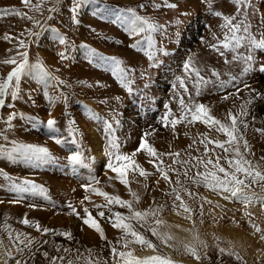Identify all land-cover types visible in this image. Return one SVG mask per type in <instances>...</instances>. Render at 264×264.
<instances>
[{
  "label": "rangeland",
  "instance_id": "obj_1",
  "mask_svg": "<svg viewBox=\"0 0 264 264\" xmlns=\"http://www.w3.org/2000/svg\"><path fill=\"white\" fill-rule=\"evenodd\" d=\"M85 1L0 0V10L21 14L0 17V83L7 84L0 94V264H126L120 253L172 264H264V181L236 173L248 185L245 203L204 178L216 172L230 179L213 167L217 159L229 173L228 160L240 159L253 176L264 174V134L257 131L264 129V47L257 46L264 0L237 6L225 36L213 29L224 0ZM10 59L16 63H4ZM199 104L229 127L228 113L237 116L234 145L217 126L191 121L189 109ZM172 120L180 121L175 128ZM142 141L155 156L138 150ZM117 155L139 166L128 169L127 186L108 167L125 163ZM208 160L213 164L201 163ZM12 185L29 190L10 191ZM117 214L154 250L114 227ZM89 215L104 238L83 222Z\"/></svg>",
  "mask_w": 264,
  "mask_h": 264
},
{
  "label": "snow or ice",
  "instance_id": "obj_2",
  "mask_svg": "<svg viewBox=\"0 0 264 264\" xmlns=\"http://www.w3.org/2000/svg\"><path fill=\"white\" fill-rule=\"evenodd\" d=\"M22 2L27 5L29 0H22ZM232 2L234 4H236L238 7L241 6L244 3V0H232ZM169 7L171 8H175L176 5L175 4H171L169 5ZM9 14H14V15H21L18 12H9L7 9H3L0 10V17L4 16V15H9ZM216 16H221V13L216 12L214 13ZM225 23L224 25H222V27L224 26H231L232 25V21L233 19H235V17H223ZM150 27H155V26H151ZM239 30V26H232V31L233 33H235L236 31ZM245 31H247V29H245ZM233 39H236L235 36H233ZM63 39H61V43H63ZM258 47H264V40L260 41L259 45H257ZM224 47H228L227 44H224ZM25 57L27 56V54H24ZM4 63L7 64H15L16 61L14 59H10V60H5ZM27 63V60L25 59V64ZM24 65H21L20 67L16 68L14 71H12L9 76H8V80L10 81L13 77H17L19 72L22 70ZM185 67L187 68L188 65H185ZM262 71H264V69H261ZM215 74V73H214ZM7 87L6 83H0V94L3 93L4 89ZM199 94V93H197ZM223 99L227 100L228 97L225 96ZM251 101H249L250 103ZM3 100H0V106L3 105ZM181 105H184L183 100L180 101ZM189 112L191 113V121L195 122V121H200L204 124L207 125H211V126H217L218 131L222 132L226 137H227V143L230 145H234L236 143L237 137L235 135V133L237 132V116L232 114L231 112L228 113V118L231 120V126H227L224 123H222L219 119H216L215 117H213L210 114V109L206 108L203 104H199V105H195L194 109L190 108ZM246 113H240V115H245ZM180 121L178 120H172L171 124L173 126V128H175L176 124L179 123ZM55 121L54 120H49L47 122L48 126L51 128L55 125ZM165 126H167V124H165ZM244 127H247V125L245 124ZM257 131L261 132V134H264V129H257ZM203 142V141H202ZM209 143H216V146L219 148L224 149L225 152H228V148H225L224 143H220V142H216V141H209ZM245 147H247V141H245ZM147 150L148 154L150 156H155L156 155V151L153 147H151L150 145L146 144L145 142H141L139 149L138 150ZM27 152H32V153H40V154H44V155H48V150L45 148H33L32 146H28L26 149ZM235 153L237 156H240V152L239 149H235ZM133 156L135 155V153L132 154ZM178 155V154H177ZM72 160H79V156H72L71 157ZM115 159L118 162H125L122 166L121 164H117V165H113V164H108V167L114 171L117 174V179H119L120 183L125 184L127 186L128 181L126 179V175H127V171L129 168H138L139 166L135 164V161L131 159L130 156L127 155H117L115 157ZM201 163H205L207 164H213L212 160H208V161H201ZM228 163L230 165L234 166V172L229 173L228 171L225 170V168L220 167L219 166V160L217 159V161L215 162V164H213V167L217 168L218 171L220 173L224 174V177H229L230 179H226V180H222L220 179L216 172H209L208 174L205 175V180H208L209 177H211V181L215 182L214 185H210V186H219L220 188L223 189V191L225 193H230L232 197H237L239 199H242L243 202L248 203L250 198L246 195H243L242 193V187L246 188L248 187V185L245 184L244 180L239 179L236 175V173H243L246 177H253L252 182L255 183L257 180L259 181H264V174H262L259 171H256L254 173L253 176V172L250 170V162L247 160H243L241 161L240 159H237L235 161L229 159ZM249 165L248 168L244 167V165ZM140 175L142 176H146L147 173L143 170L140 169ZM164 179H168L167 174H164ZM24 185H29L30 182L25 180L23 181ZM30 187L33 191L35 190H39L40 193H44V189L42 187H39L38 185L31 183ZM10 191H15V192H27L29 189L27 187H18L16 185H12V187L9 189ZM95 191V189H94ZM97 194L102 195L105 197V199L111 203L113 200H115V202L121 204V206H125L128 207L129 209H131V205L127 204V202L125 201H121L118 197H109L106 193L103 192H98ZM177 199L179 200L180 197L177 196ZM181 206H183V204H181ZM69 207H71V205H69ZM185 211H188L187 208L184 209ZM85 212H87V209H85ZM100 216H103L104 213L101 212L99 213ZM134 218H142L146 215H148V213H141V212H135L134 214ZM125 218L120 216L119 214H117L116 217V221L113 224L114 227L116 228H122L123 230H125L126 232H128L131 236L135 237V241L141 245H147L148 248L153 249L155 248V246L149 242L148 240H146L143 236H141L138 232H136L135 230L132 229L130 224L127 223H123L122 221ZM86 225H88L89 227L93 228L96 232L100 233L101 237H103V232L102 229L99 227V225L95 222V220H93L91 218V216L89 215L88 219H84L83 221ZM24 224H28L29 221L27 219L23 220ZM159 223V222H158ZM45 232L48 231V229H44ZM151 231L153 232V235H159L156 230L153 228L151 229ZM256 231H260L259 228L256 229ZM262 239H264V236L261 237ZM18 239V238H17ZM167 239H171V237H167ZM125 247H127V245H125ZM192 252L193 256H196V253L194 250H190ZM224 250L221 249V252H223ZM6 255H10V254H6ZM45 255H47L45 253ZM121 256H126V264H172V262L168 259H162L159 256H151L148 257L147 259H135L132 257L131 253H120ZM199 257H197L198 259ZM15 264H21V261L17 260L15 261Z\"/></svg>",
  "mask_w": 264,
  "mask_h": 264
},
{
  "label": "bare ground",
  "instance_id": "obj_3",
  "mask_svg": "<svg viewBox=\"0 0 264 264\" xmlns=\"http://www.w3.org/2000/svg\"><path fill=\"white\" fill-rule=\"evenodd\" d=\"M78 1V0H77ZM115 1V0H114ZM118 1V0H117ZM126 2H135L136 0H125ZM149 1V0H148ZM174 2H177L178 3V1H181V2H186V3H192V2H194V1H196V0H173ZM220 1V0H219ZM250 1V0H249ZM80 2H81V0H80ZM90 2V1H89ZM138 2V1H137ZM144 2H146V1H144ZM87 3V1H85V0H82V6L84 5L85 6V4ZM226 3H228V5L227 6H225L226 5ZM80 4V3H79ZM144 4V3H143ZM203 4H205V3H203ZM202 4V5H203ZM219 7H218V9L217 10H219V12L221 13V18L219 17H217L216 15V19H215V22H214V27H213V29H214V32L215 33H218L220 36H225V35H227V34H224L225 33V27L226 26H224V27H222V25H224V23H225V21H224V19H223V17H233V16H235V10L236 11H239L237 8V5H235V4H233L232 3V0H224V1H220L219 2ZM78 5V4H77ZM124 5H126V4H124ZM134 5V4H133ZM146 5H148V3L146 4ZM206 5V4H205ZM209 5V4H208ZM224 5V6H223ZM234 5V6H233ZM81 6V7H82ZM139 6H140V4H139ZM210 6V5H209ZM135 7V6H134ZM142 7V6H141ZM178 7V6H177ZM241 7V6H240ZM77 8H79V7H77ZM146 8V7H145ZM200 8H203V7H200ZM247 8V7H246ZM83 9H84V7H83ZM186 9V8H185ZM204 9H206V7L204 8ZM79 10V9H78ZM169 10V9H168ZM210 10V9H209ZM138 11H139V9H138ZM137 12V11H136ZM185 12H187V11H185ZM185 12H183V14L185 13ZM194 12V11H193ZM218 12V11H217ZM167 13H169V12H167ZM189 13H191V12H189ZM80 14V15H79ZM77 15H79L80 16V18L79 19H86L87 18V16H86V14L84 15V13L82 14L80 11L78 12V14ZM157 16V15H156ZM238 16V15H237ZM157 17H159V16H157ZM183 17V16H182ZM144 18H145V16H144ZM152 18V17H151ZM163 18V17H162ZM170 18V17H169ZM155 19V18H154ZM158 19V18H157ZM77 20V19H76ZM160 21V20H159ZM174 21V20H173ZM236 21V20H235ZM235 21H233L232 23H235ZM77 22V21H76ZM78 22H80V21H78ZM82 22V21H81ZM165 22V21H164ZM240 22V21H239ZM77 24V23H76ZM82 24H84V23H82ZM172 24V23H171ZM94 25V24H93ZM238 24H236V26H237ZM249 25V24H248ZM80 26V25H79ZM100 26V25H99ZM79 28H81V27H79ZM228 28V27H227ZM100 29V28H99ZM230 29H232V28H230ZM239 31V30H238ZM84 32V31H83ZM103 32V31H102ZM227 32V31H226ZM233 32V31H232ZM232 32H230V33H232ZM214 33V34H215ZM78 34H80V35H82V32H81V29H79V32H78ZM104 34V33H103ZM77 35V34H76ZM82 38V37H81ZM108 39V38H107ZM221 39V38H220ZM225 39V38H224ZM72 40H74V39H72ZM120 40V39H119ZM219 40V39H218ZM217 40V41H218ZM115 41V40H114ZM226 41V40H225ZM224 41V42H225ZM74 43H73V48H74V53H76L77 52V49H76V41H73ZM78 42H80V41H78ZM89 42V41H88ZM87 42V43H88ZM138 42V41H137ZM212 42V41H211ZM119 43V42H118ZM75 44V45H74ZM122 44V43H121ZM220 44H221V41H220ZM81 45V44H80ZM79 45V46H80ZM118 46V45H117ZM221 46V45H220ZM222 48V47H221ZM220 49V48H219ZM79 50V49H78ZM118 53H122L121 51H117ZM201 52H203V51H199L198 50V52H197V55L198 54H201ZM127 53V52H126ZM189 102V101H188ZM97 136V135H96ZM99 160L100 159H102V154L101 153H98L97 154V156H96ZM227 200H229V198H226ZM229 202V201H228Z\"/></svg>",
  "mask_w": 264,
  "mask_h": 264
}]
</instances>
